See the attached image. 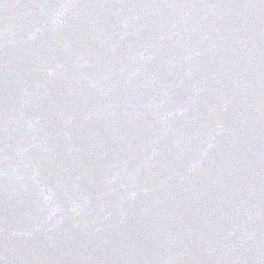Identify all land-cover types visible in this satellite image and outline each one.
<instances>
[{
    "label": "water",
    "instance_id": "obj_1",
    "mask_svg": "<svg viewBox=\"0 0 264 264\" xmlns=\"http://www.w3.org/2000/svg\"><path fill=\"white\" fill-rule=\"evenodd\" d=\"M0 264H264V0H0Z\"/></svg>",
    "mask_w": 264,
    "mask_h": 264
}]
</instances>
